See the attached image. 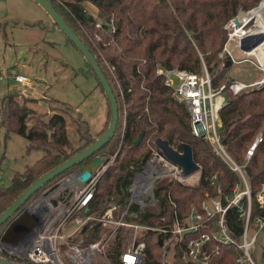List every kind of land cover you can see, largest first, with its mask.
<instances>
[{
	"label": "trees",
	"instance_id": "trees-1",
	"mask_svg": "<svg viewBox=\"0 0 264 264\" xmlns=\"http://www.w3.org/2000/svg\"><path fill=\"white\" fill-rule=\"evenodd\" d=\"M50 2L96 56L119 105L116 131L100 150L106 152V161H109L111 156L114 158L96 182L93 197L88 203L90 209H104L112 201L123 206L129 202L134 175L141 169L144 159L151 154L158 137L166 139L179 149L182 148V143H189L193 158L201 165V177L195 184L165 182L157 186L156 193L169 209L172 206L167 203L168 197L174 199L181 213L187 215L191 206L198 205L206 192L216 194V188L223 192L231 191L238 180V174L216 154L210 142L192 133L185 103L172 95L171 89L164 84L161 76L156 74L155 65L157 62L166 67L177 65L181 69L186 68L196 73H203L205 65L215 87L229 82L231 79L223 81V78L226 69L232 64L231 60L227 58L223 61L219 55L228 39L226 24L239 10L253 8L260 0ZM88 5L94 7L96 14L88 9ZM98 21L100 27H96ZM112 26L114 30H111ZM96 33L102 37L100 40L96 39ZM99 84L103 90L100 81ZM224 92L227 98L226 103L218 109V126L221 142L230 155L243 162L246 148L254 137L261 136V142L246 165L250 185L255 194L264 181V86L247 87L237 93L225 87ZM1 99L0 127L3 126L7 130V135L10 131L23 135L29 141L28 148L42 147L44 153L34 163L28 164L22 172L14 173L8 184H0V214L42 174L88 147L107 131L106 128L100 135H93L88 119L82 116L80 110L75 107L69 109L66 102L58 98L51 99V102L59 105V110L55 108L47 118L44 113L30 105V101L34 99L30 96L8 91ZM66 114L70 116L76 137L70 134ZM121 115L124 121L122 133L119 129ZM142 131L143 138L139 145H135V140ZM79 165L75 164L58 173L36 191L25 205L39 197L44 189L45 192L53 189L60 179ZM215 175L218 180L216 188L212 183ZM103 178H106V181L100 183ZM131 207L138 208L135 205ZM235 215L231 210L228 216L236 231H239L241 225ZM10 219L1 224L0 235ZM138 220L155 225L160 223L152 216L150 210L142 211ZM102 232L103 228L99 223H89L75 238H84L85 242H90L100 238ZM126 233L119 229L108 241L105 255L109 263L122 264L120 252L127 246ZM141 234L146 242L141 264H161V245L157 233L142 229ZM219 251L215 258L219 263L234 262L239 253L234 247L227 245H221ZM0 255L11 260L19 259L18 255L10 254L1 248V242ZM262 258L264 259V244ZM172 264L198 263L183 261L178 250H175Z\"/></svg>",
	"mask_w": 264,
	"mask_h": 264
},
{
	"label": "built area",
	"instance_id": "built-area-1",
	"mask_svg": "<svg viewBox=\"0 0 264 264\" xmlns=\"http://www.w3.org/2000/svg\"><path fill=\"white\" fill-rule=\"evenodd\" d=\"M262 1L252 9L239 10L235 17L229 20L226 24L228 39L219 54L223 60L228 57H224L225 53L233 57L227 45L233 40L242 52L253 57L246 56L234 61H251L262 71L259 79L244 81L231 78L229 82L215 87L205 65L203 73L181 69L177 65L166 67L160 62L155 65L156 74L160 75L164 84L171 89L172 95L185 103L192 133L210 142L216 154L238 174V180L232 190L223 192L216 188L218 180L215 175L212 183L218 191L216 194L206 192L198 205L191 206L187 215L181 213L174 199L168 197L169 200L166 202L172 206L169 209L162 203L161 196L156 193L157 186L165 182L195 184L201 177V165L197 162L199 169L185 176L181 165L168 159L154 143L151 154L144 159L141 169L134 175L130 186L131 197L124 206L112 201L104 209H90L88 203L95 191V174L82 187L76 183V192L71 197L61 195L54 202L46 200L49 198L45 197L44 191L43 196L40 195L31 208L38 216L40 225L28 237L26 243L17 247L27 261L38 264H101L104 262L101 255L106 251L111 237L119 229H130L132 239L121 250L120 260L122 264H141L146 246L141 232L142 229H150L157 233V237L162 238V264H166L168 259L174 256L175 250H178L182 260L186 262L191 260L198 264H258L254 258V251L260 240H263L264 244V181L261 188L253 194L246 165L261 142V136L254 137L245 150V160L239 162L230 155L221 142L218 109L226 100L222 94L225 87L237 93L247 87L264 86V48L262 47L264 40L250 50L245 51L240 47L241 40L247 37L246 40L249 41L252 35L264 32L249 30L256 25L255 18L248 22L253 17L252 11L259 7ZM236 17L240 19L239 25L235 22ZM110 20L113 22L112 18ZM96 27H100V21L96 22ZM111 30H114L113 26ZM101 38L99 33H96V39ZM258 47L263 51L261 57L253 52ZM14 78L23 82L28 76L23 73L15 75ZM173 147L182 152V148L179 149L175 145ZM71 181L73 180H63L60 184ZM60 184L51 190L49 195L55 194ZM131 205L138 208L134 209ZM145 210H150L152 216L160 223L155 225L140 222L138 219ZM231 210L236 214L235 219L240 222L239 231H236L235 226L230 222L228 215ZM89 223L91 225L99 223L102 226L101 237L90 242H85L84 238L76 239L75 235ZM221 245L231 246L239 251L234 262L219 263L215 259L220 253Z\"/></svg>",
	"mask_w": 264,
	"mask_h": 264
},
{
	"label": "rangeland",
	"instance_id": "rangeland-1",
	"mask_svg": "<svg viewBox=\"0 0 264 264\" xmlns=\"http://www.w3.org/2000/svg\"><path fill=\"white\" fill-rule=\"evenodd\" d=\"M88 6V9L96 14L94 7ZM257 29L258 27H252L250 30ZM227 45L233 57H230L228 53L224 54V57L228 56L226 59L230 58L232 64L226 69L223 81L227 78L252 81L262 76V71L251 61H234V59H242L246 56L252 57L251 55L242 52L233 40H230ZM262 47L264 48V43ZM23 73L28 76L27 80L23 82L15 80V75ZM0 76H2L0 78V106L1 97L5 93L16 91L34 98L30 101V105L44 113L47 118L55 111V108L59 110V105L51 102V99L58 98L66 102L69 109L75 107L76 110H80L82 116L88 119L93 135H100L108 126L111 116L109 103L94 70L88 65L83 53L64 35L38 1L0 0ZM222 94L227 98L225 92ZM66 116L70 134L76 137L73 134L70 116L68 114ZM123 126L124 121L121 115L119 126L121 133L124 130ZM6 132L7 130L1 126L0 184L5 185L11 181L14 173L22 172L28 164L34 163L44 153L42 147L28 148L29 141L23 135L15 131H10L7 135ZM113 158L111 156L106 166L94 173L96 182ZM105 181L106 178H103L100 183ZM60 182L61 179L53 189L57 188ZM75 186L76 182L73 180L61 183L59 190L53 195H49L53 189L46 190L47 192H44V189L43 192L45 197L49 198L46 200L56 202V198H60L61 195L73 196L76 192ZM123 231L127 232L128 244L132 239L130 229ZM262 244L263 240H260L254 251V258L258 264H264ZM101 257L104 260L101 264L109 263L105 252ZM172 261L171 256L166 264H172Z\"/></svg>",
	"mask_w": 264,
	"mask_h": 264
},
{
	"label": "water",
	"instance_id": "water-1",
	"mask_svg": "<svg viewBox=\"0 0 264 264\" xmlns=\"http://www.w3.org/2000/svg\"><path fill=\"white\" fill-rule=\"evenodd\" d=\"M43 5L45 10L48 12L50 17L54 19L56 24L59 26L61 31L70 38V40L75 44V46L80 50L84 57L86 58L89 65H91L94 70L97 79L100 81L105 96L109 101L111 120L108 124L107 131L97 137L88 147L83 150L75 153L72 157L61 162L57 167L53 168L42 174L34 182H32L23 193L18 196L12 204L0 214V226L2 223L7 221L8 225L0 235L1 248L7 250L10 254L18 255L19 259L11 260L7 257L0 255V264H38L32 261H27L25 255L20 253L17 250V247L26 243L28 237L35 231V229L40 225L38 216L31 210L32 205L39 198L33 199L27 205V200L34 194L36 191L40 190L48 181L55 178L58 173H61L75 164H80L74 168L71 172L67 174L63 180L71 179L75 180L79 187H82L89 179L94 176V173L104 166H106V152L100 150L106 146L108 141L113 137L115 129L119 120V105L118 100L115 97L113 88L108 82V79L105 77L102 68H100L96 56L93 54L91 49L88 48L85 41H83L78 34H76L74 28L64 19L62 14L56 9L54 4L50 0H35ZM237 25L240 24L239 17L235 18ZM247 38V37H246ZM245 39L241 40L240 47L243 50H250L254 46L261 43L264 40V32L259 34L252 35V38L247 41ZM224 102L223 104H225ZM144 135V131L139 133V136L135 140V145H139ZM155 144L160 148L164 155L168 159H172L177 162L182 167V172L185 176L197 171L199 165L196 160L193 158L192 147L189 143H182V152H179L173 147L166 139L158 137L155 140ZM88 160V161H86ZM86 161V162H85ZM44 194V193H43ZM41 194V196H43ZM25 205V206H24ZM23 209H21V207ZM18 211V212H17ZM158 242L162 244V238L158 237Z\"/></svg>",
	"mask_w": 264,
	"mask_h": 264
},
{
	"label": "bare ground",
	"instance_id": "bare-ground-1",
	"mask_svg": "<svg viewBox=\"0 0 264 264\" xmlns=\"http://www.w3.org/2000/svg\"><path fill=\"white\" fill-rule=\"evenodd\" d=\"M252 19H250L248 22H250L251 20H253V18H255L256 21V25L253 27H258L257 30H253V31H264V0L262 1V3L260 4L259 7L255 8L252 11ZM252 27L249 28V30ZM252 31V30H251ZM253 52H256L260 57L263 55V51H261V48L258 47L256 50H254ZM262 59V58H261Z\"/></svg>",
	"mask_w": 264,
	"mask_h": 264
}]
</instances>
